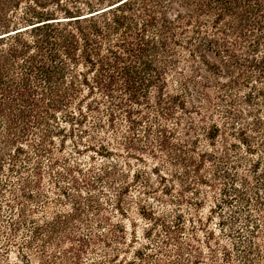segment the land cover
I'll return each instance as SVG.
<instances>
[{"label":"trees","instance_id":"trees-1","mask_svg":"<svg viewBox=\"0 0 264 264\" xmlns=\"http://www.w3.org/2000/svg\"><path fill=\"white\" fill-rule=\"evenodd\" d=\"M256 82L264 83V0H0V217L2 204L8 209L7 218H0V248H36V264H62L68 258H73L71 264H83L84 256L90 258L88 264H103L117 256L119 248L110 247L105 238L123 243L125 229L100 216L102 206L96 198L86 197L90 215L100 216L94 225L106 228L109 235L94 233L83 211L75 217L51 209L55 195L47 194L43 180L55 173L59 161L67 163L65 172L76 186L81 181L96 188V180L88 181L78 161L69 163L67 157L56 155L55 138L61 135L65 138L58 140L59 146L69 138L76 154L82 146L109 162L94 178L106 191L113 182L122 183L113 205L120 215L127 212L123 193L129 186L121 159L112 155L113 145L137 160L146 154L176 164L180 170L175 178L183 190L193 184L212 187L213 179H226L219 193L226 196L236 190L240 202L254 205L261 216L250 221L255 228L247 230L252 238L243 235L237 241L239 260L264 264V230H259L264 215L258 211L264 197L256 196L253 203L243 190L247 180L238 171L247 165L253 172L264 158V133H259L263 119L254 112L256 105H264L254 101L264 95V85L253 87ZM243 87L248 92L240 94ZM239 101L249 105L246 119L236 108ZM85 136L90 142H83ZM239 149L256 157H244ZM43 153L48 155L45 168L39 159ZM206 162L219 168L212 172L213 179L201 171ZM237 177L242 190L233 185ZM50 185L55 187V180ZM204 194L198 191L190 206L195 209ZM21 198L42 203L43 211H53L50 219L38 224ZM224 200L220 197L215 206ZM73 202L78 205L76 199ZM142 213L163 231L160 244L173 243L172 256L177 259L170 264L203 261L197 237L204 227L200 216L199 227L192 225L189 240L182 242L177 235L184 228L180 214L169 225L153 211ZM69 218L86 225L88 232L79 233ZM25 223H32L31 228L23 227ZM242 230L240 226L236 232L241 236ZM18 231L28 235L20 244ZM205 235L201 245L216 261L211 246V239H216L210 230ZM64 241L69 245L61 255L52 251ZM100 241L111 251L100 248L96 262L89 250ZM185 245L191 252L184 258ZM24 252L23 264H32ZM222 256L225 263L231 262L225 247ZM155 264H161L160 259Z\"/></svg>","mask_w":264,"mask_h":264},{"label":"rangeland","instance_id":"rangeland-1","mask_svg":"<svg viewBox=\"0 0 264 264\" xmlns=\"http://www.w3.org/2000/svg\"><path fill=\"white\" fill-rule=\"evenodd\" d=\"M263 85L264 83L261 84L256 82L252 86L257 88L262 87ZM243 92H248V88H241L239 93L243 94ZM256 97L257 99L254 101L263 104L264 95L258 94ZM187 100H191V97L187 98ZM252 105L253 104H250V107ZM188 106L189 105H187V108L191 109ZM263 106L264 105L259 104L256 105V109L254 111L263 119V123L259 127V133L261 134L264 133ZM247 107H249V105L244 101H239V103L236 105V108L242 111L241 115L244 117V119H246L245 112ZM177 112L181 113L179 108L177 109ZM192 116L195 118L198 117L196 114H193ZM165 122L168 125L172 124V120H166ZM61 124L64 125L63 122H61ZM66 127L68 128V125H66ZM64 138L65 137L61 135L55 138L56 155L58 157H67L66 160L69 163H76V161H78L79 169H81V173L87 174L86 178L88 181L96 180V188H89L86 186V183L81 181H79V185L76 186L71 180V175L65 172V166L67 163L64 161H59L58 164L55 165V173H51L52 175H50V177L45 175L43 185L49 189L47 192L49 196L52 197L55 195V207L51 204V209L55 210V213H62L65 215L73 214V216L76 217V212L79 211L78 213L80 214L83 211L84 214L89 217L88 222L90 225H94V222L97 221L101 215H106L110 218L111 223L117 222L123 226L125 229V239L123 243H114L112 240L105 238L110 247H118L119 251L117 256H111L112 259L108 263L105 262L103 264H155L157 259H160L161 264H170V260L177 259L176 255L172 256L173 243L169 246H163L160 244V239L162 237H160L159 233H163V231L157 230L156 228L158 226L151 224L153 219L150 220L148 218L149 216L142 213L143 211H153L155 216L164 218L169 225H172L174 222V215L180 214L184 222V228L179 231L177 235L179 240L182 242L189 240L192 225L199 227V222L196 221V217L200 216L201 221L204 223V227L202 231L197 230V237L199 238V245L201 246V249L204 251V253L202 254L203 257L201 258L203 261L199 264H239V262H241V259L239 260L238 255L239 243H237V241H239L243 235L246 236L245 239L252 238V235L250 234L253 232L247 231L249 229H253V231L255 230L254 227H251L252 224L250 221H253L261 216L259 213L253 210L254 205L249 206L247 203L242 204V202H240V199H238V195L236 194V190H231L229 192L230 194H227L226 196H223L219 193V188H223L222 183L226 182V179L223 180L220 178L218 180L212 178V172L216 169H219L213 163L206 162L201 171L209 179H213L211 183H214V186L208 187L207 185L193 184L190 188H188L189 190H183V185H181V182L175 178V174H177L179 169V166H176V164H168L165 162V160H157L147 156L146 154H142V161L137 160L133 157H128L125 149H123L121 146H117L116 148L114 145H111L112 155H114L115 158L121 159L120 167L125 172L124 179L127 182V188L129 186L128 191L123 193L125 201L123 205L124 207H127V212L124 215H120L118 212H115V207L113 205L116 195L115 193H117L116 189H118L122 183L120 182L119 184H115L113 182L114 187L109 191H106V189H103L102 186L104 183L100 179L94 178V176L100 172V168L108 165L109 162L105 159L101 160L100 156L93 150H84L82 146H79V150L81 151V154L83 153V155L76 154L73 151L72 143L69 138L66 139L63 147L62 145L59 146L58 140L60 139L62 141ZM219 139L220 137L218 136L217 140ZM83 142H90L89 137L85 136ZM199 145H202V141ZM216 146L219 148V143H216ZM200 148L204 147L201 146ZM239 151L242 154L244 152L242 149H239ZM243 155L244 157L249 158L256 157L247 153ZM39 159L41 160V166L43 165V167L46 165V163H48V155L44 153L39 157ZM123 161L128 162L129 165H124ZM243 163L246 164V162ZM256 165L259 167H253V172L250 170L252 166L249 169L247 168V165L238 168L239 173L247 180L245 189H243L244 184L241 185L239 182V176L236 178L235 183H233V185H237L238 189H243L244 192L248 193V197L253 203L256 196L264 197V158L260 159ZM81 173L74 172L73 175L79 178L82 177ZM134 173H139V177L135 176ZM159 175H162L163 177L161 178ZM51 180H55V187L50 185ZM227 181H229V179ZM145 182H148V185H146ZM50 189L55 191V194L51 193ZM61 191H64V194H62ZM198 191H206V194H204L205 199L202 200L201 203L194 209L193 205L190 206L189 201H193L196 197H198L196 196ZM6 195L7 197H10L7 193ZM87 195H91L93 198H96L102 206L100 216L96 217L95 219L92 214L90 215V211L93 210L91 209L89 201L86 198ZM56 197H58L59 200H56ZM220 197H224V202L215 206V203L220 202ZM75 199L78 201V205L76 202L72 203V201ZM22 200L24 203H26V205H28V207L34 210L29 211L31 213L28 216L33 217V220H35L38 224H43L45 220L50 219V213H53V211H43V207L41 206L42 203H37L25 198ZM262 201L264 202V199H262ZM259 207L260 210L258 211H261V213L264 215V207L262 204ZM7 210L8 209L6 205L2 204L1 219L7 218V215H5L8 214L6 213ZM246 217L248 219L247 221L244 220ZM188 218L193 219V222L189 221ZM69 220L72 222L69 225H73L74 223L75 225H78L77 229L79 233L88 232L86 230V225L77 224V221H74V218H69ZM23 225L21 226L31 228L32 223H25ZM101 225L105 226L106 223H101ZM240 226L244 227L241 236L238 232H236ZM209 230L213 232L214 239H216V242L213 240V238L211 239V246L217 255L216 261L211 259L209 252L202 247L200 241L206 239L205 234L206 231ZM259 230H264V224H262ZM22 231H18V234H16V236L18 235L17 244H20V242L23 241L25 242L26 240L22 238L24 235V232L21 233ZM92 231L98 235L101 233L109 235L107 229L104 227H98V224L94 225ZM25 233L28 234V232ZM259 233L260 232L258 231L257 235ZM24 236H27L26 238H28V235ZM60 238H63V234L61 232ZM255 240H257V238H255ZM68 245L69 242L65 241L63 243H58V245L52 248V251H60L59 255H61L64 247H67ZM185 246L186 248L184 247L183 249L184 258L189 257L188 253L191 252V249L187 245ZM224 247L231 254L232 260L230 263H225V260L221 259V257H223L222 255ZM100 248L111 251L107 249L109 246L103 245L101 241L99 243L97 242L96 244L92 245L89 250L93 252L91 255L93 257V261H98L99 254L102 252ZM24 250L26 251L24 252V255H29V259L32 264H36L38 260V251L36 248L32 247V250L28 251V249H24V246H19L17 248L14 245H9L7 252L0 248V264H23L25 258L21 257V252ZM89 259L90 258H85L84 256L82 258V263L88 264ZM72 261L73 258H68L63 260L62 264H71ZM182 262L185 263V260L176 262L175 264H182ZM240 264L248 263L245 261L241 262Z\"/></svg>","mask_w":264,"mask_h":264}]
</instances>
